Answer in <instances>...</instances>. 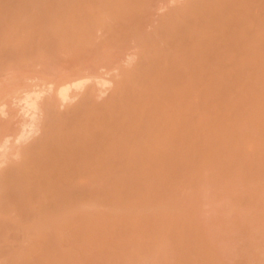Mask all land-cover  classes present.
<instances>
[{
	"label": "rangeland",
	"instance_id": "1",
	"mask_svg": "<svg viewBox=\"0 0 264 264\" xmlns=\"http://www.w3.org/2000/svg\"><path fill=\"white\" fill-rule=\"evenodd\" d=\"M201 1L176 21L197 1L0 0V264H264V0ZM77 74L24 136L20 98ZM146 92L106 139L70 136ZM65 142L75 162L45 176Z\"/></svg>",
	"mask_w": 264,
	"mask_h": 264
},
{
	"label": "bare ground",
	"instance_id": "2",
	"mask_svg": "<svg viewBox=\"0 0 264 264\" xmlns=\"http://www.w3.org/2000/svg\"><path fill=\"white\" fill-rule=\"evenodd\" d=\"M196 2H193L189 9L182 12H178L176 14V21H178L177 19L178 18H181V17H184L185 15L187 16H191L193 14V12L196 10V8L198 7H202L203 3L202 1L200 2V0H196ZM72 12V11H71ZM72 13H75V11H73ZM70 13V14H72ZM62 15V14H61ZM75 15V14H74ZM73 16V14H72ZM72 18V17H71ZM70 19V18H69ZM76 19V18H75ZM64 21H67L66 19H63ZM73 21H74V16H73ZM76 21V20H75ZM70 22V21H68ZM77 22V21H76ZM77 24V23H76ZM61 25V24H60ZM63 25V23H62ZM60 26L62 29L64 26ZM72 26V25H71ZM77 26V25H76ZM76 26L74 25L73 26V29L76 28ZM194 26H191L189 30H180V29H175L176 30V33H180V39H189L191 37L194 36ZM78 28V26H77ZM76 28V29H77ZM198 27L196 26L195 27V30L197 29ZM67 28H65L66 30ZM64 30V28H63ZM64 30V31H65ZM63 31V32H64ZM67 32V31H66ZM73 32V30L71 31ZM76 32V30H74V33ZM79 33H76V35H78ZM144 72L143 70V67L141 68L140 70V76L142 75V73ZM87 76V75H85ZM85 76H79L77 74V76H73L72 78L69 77V78H66L63 79L58 86L56 87H53V88H56V89H53L52 90V85L48 86L49 88L45 87V89H41L39 92H37V95L35 96H31L30 94L33 92L31 89L30 91H32L29 96H26L24 98L23 96V99L20 98V104H19V107L17 109V114L18 116L22 117L24 120H25V125L23 126L24 127V133L27 137H29V135H31V133L33 134V132L35 131L36 129V116H37V110H38V102H39V99L41 98V96L45 95L46 91L49 89H51L50 92L54 93V91L56 90L57 91V96H58V99H60V101L58 103L61 102V107L62 105L65 106V104H67L69 101H71L72 99H74L76 97L77 94H80V93H76L77 90H82L85 86H87L88 84L87 83H90L91 81L89 80L88 77H85ZM91 77V76H90ZM101 77V76H100ZM105 77V76H104ZM102 76V78H104ZM99 78V76H98ZM96 78V79H98ZM100 81H98L97 85H100V86H103L105 87L106 85H108L109 83L105 81L101 82V78H99ZM90 81V82H88ZM96 81V80H95ZM51 82V81H50ZM108 83V84H107ZM87 84V85H86ZM106 84V85H105ZM111 86V85H110ZM51 87V88H50ZM47 88V89H46ZM87 87H85L84 89H86ZM99 88V86H98ZM101 88V87H100ZM109 88V87H108ZM75 89V90H74ZM83 89V90H84ZM128 87L126 85H124L123 83L122 84H119L118 85V93H117V96L114 98L115 101H117L118 99H120L121 96H124V94L126 93ZM36 90V89H35ZM38 90V89H37ZM79 90V91H80ZM82 90V91H83ZM47 91V92H48ZM55 91V92H56ZM76 91V92H74ZM36 92V91H34ZM102 92V91H101ZM75 93V94H74ZM106 93V92H105ZM33 95L35 93H32ZM74 94V95H73ZM27 95V94H25ZM46 96V95H45ZM44 96V97H45ZM56 96V97H57ZM144 98H140V96H137L136 97V102L139 104L137 107L133 108V109H128L127 111H125L123 114H120L121 117L119 119H117L118 115H117V109L116 107L114 106L111 110H105L104 112H100L98 115H97V119L95 120V122H93L92 124H86L84 125V127H76V126H70L73 127L71 130H69L71 133H70V136L73 134V138L74 139H78L82 142L81 139L83 140H88V139H95V137L97 135H95V132L96 130L98 129L99 126L103 127L101 128L100 130V138H104L106 139L107 136H109L110 134V130L111 128L113 127V125H116V124H119V123H122V122H126L127 120L132 122V120L134 119L135 117V111L139 108V106H142L143 103H146L149 96H148V92L144 93L143 94ZM22 97V96H21ZM42 97V98H44ZM19 103V102H18ZM69 104V103H68ZM5 105V104H4ZM5 107V106H4ZM7 107H8V103H7ZM1 109V108H0ZM6 110V109H5ZM5 110H3L5 112ZM7 111V110H6ZM11 113V112H9ZM102 113V114H101ZM7 114V113H6ZM16 114V115H17ZM40 114V113H39ZM173 114V113H172ZM170 114V115H172ZM10 115V114H9ZM19 117V118H20ZM39 121V120H38ZM39 123V122H38ZM39 124H37L38 126ZM22 127V128H23ZM39 129V128H38ZM41 129V128H40ZM38 132V131H37ZM35 133V132H34ZM51 134V133H50ZM92 134V135H91ZM32 136V135H31ZM27 137V138H28ZM43 140L40 144H38L36 147L39 149V150H44L47 144L46 140H44V138L46 137L45 134H43ZM103 139V140H104ZM79 141V142H80ZM83 144V143H82ZM85 145V142L84 144ZM76 148V147H75ZM77 149V148H76ZM77 151V150H76ZM74 156L75 155V152L73 150V147H70V145H68V142H65V144L62 145V149L60 151L56 150V152H52V151H49L48 155H47V160L46 162L44 163V165H47L49 166L48 170L43 173L45 176H50L52 174L53 171H59V172H63L65 170H68V168L71 167V164L73 165V163L75 162L74 161ZM96 158V157H95ZM77 159V157L75 158ZM36 160V159H35ZM34 160V161H35ZM90 159H87L86 161H89ZM96 160V159H95ZM94 160V161H95ZM97 160H99L98 164H97V168H95V170H99V171H102L104 170V168L106 167L105 166V159L101 156V158H97ZM74 161V162H72ZM91 161V160H90ZM93 161V160H92ZM92 162V163H96V162ZM76 162H78L79 164V160H76ZM81 164L84 163L86 164V162H80ZM25 163H18L14 164V168L13 170H15L17 173L16 174H19L21 172V174H19L20 176V179L22 180H25V181H28V171L25 169L24 167ZM80 165V164H79ZM105 166V167H104ZM104 167V168H103ZM96 170V172H98ZM19 172V173H18Z\"/></svg>",
	"mask_w": 264,
	"mask_h": 264
}]
</instances>
